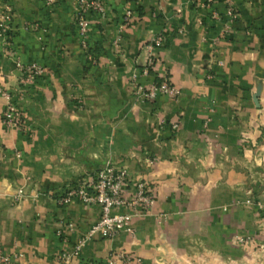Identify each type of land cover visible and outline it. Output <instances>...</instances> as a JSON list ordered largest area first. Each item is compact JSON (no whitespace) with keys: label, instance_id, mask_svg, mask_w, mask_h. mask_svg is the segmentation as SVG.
Instances as JSON below:
<instances>
[{"label":"crops","instance_id":"crops-1","mask_svg":"<svg viewBox=\"0 0 264 264\" xmlns=\"http://www.w3.org/2000/svg\"><path fill=\"white\" fill-rule=\"evenodd\" d=\"M102 1L106 14L90 17L92 62L76 0H9L0 91H23L24 118L3 124L0 92V264L104 263L117 252L132 261L113 264L264 263V249L235 241L256 231L264 244V0H233L234 20L224 0L212 5L217 18L197 0ZM17 62L43 71L20 86ZM162 81L179 94L137 92ZM107 163L128 170L127 189L143 178L155 202L132 219L133 235L96 234L79 258L61 260L99 207L57 198Z\"/></svg>","mask_w":264,"mask_h":264},{"label":"built area","instance_id":"built-area-1","mask_svg":"<svg viewBox=\"0 0 264 264\" xmlns=\"http://www.w3.org/2000/svg\"><path fill=\"white\" fill-rule=\"evenodd\" d=\"M48 4L54 0H45ZM201 7L209 9L214 18L218 15L212 5L214 0H197ZM227 15L232 19H236L238 13L235 9L233 0H224ZM4 8L0 14V32L8 34L11 32L12 8L9 0H3ZM106 5L102 0H76L74 22L77 27V33L81 46L87 52L90 61L94 62L95 58L89 49L88 41L90 38V17L93 14L103 16L106 14ZM132 10L126 9L125 17H131ZM26 28H36L35 24L26 25ZM163 36L158 34L153 38L154 46H161ZM17 68L20 73V86L31 83L37 75L43 71V67L35 64H23L17 62ZM5 99L4 110L2 113V122L5 126H21L24 113L17 103V98L23 96V91L3 90L0 91ZM137 92L148 101H153L161 95L171 98L179 94V89L168 81L153 83L147 88L137 87ZM178 127V123L172 125L173 129ZM129 182V173L125 167L114 163H107L99 168L93 179L84 184L68 187L64 193L57 198V202L61 205L67 204L73 200L87 206H98L99 216L91 227L81 235L71 247L70 250L62 251L58 254V258L68 261L71 258H79L83 244L93 238L96 234H100L106 238H113L119 233L134 234L132 219L150 212L154 202L155 194L148 186V183L139 178L132 182L130 188H125ZM164 218V216H162ZM69 227L73 223L68 222ZM57 235H61L57 230ZM115 259L124 260L126 263L132 261L130 254L125 252L111 253L105 262L86 261L81 264H113ZM4 262L9 261V257H1Z\"/></svg>","mask_w":264,"mask_h":264},{"label":"rangeland","instance_id":"rangeland-1","mask_svg":"<svg viewBox=\"0 0 264 264\" xmlns=\"http://www.w3.org/2000/svg\"><path fill=\"white\" fill-rule=\"evenodd\" d=\"M253 203L258 206L257 201H253ZM259 207V206H258ZM256 231H253L251 233L246 231H240L235 235V241L238 245L246 246L250 245L251 248L254 250L258 249V251L264 249V244L261 246L258 240L256 239ZM253 264H264L262 256L254 257Z\"/></svg>","mask_w":264,"mask_h":264}]
</instances>
